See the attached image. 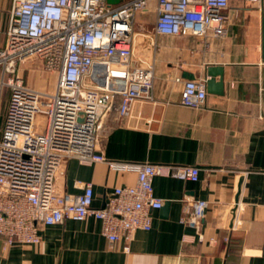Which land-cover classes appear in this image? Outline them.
<instances>
[{"label": "crops", "instance_id": "crops-1", "mask_svg": "<svg viewBox=\"0 0 264 264\" xmlns=\"http://www.w3.org/2000/svg\"><path fill=\"white\" fill-rule=\"evenodd\" d=\"M12 6L13 0H0V48ZM227 14L223 37L158 34L156 0H150L149 9L135 16L133 48L135 64L154 67V100L136 99L122 116L116 95L101 129L99 152L107 159L192 165L199 168V178L154 177L155 194L164 204L153 211L150 230L135 232L129 252L123 240L112 245L101 233V222L89 216L41 225L37 244L15 242L5 248L0 237V264H264V0H230ZM32 59L43 68L40 58ZM33 67L19 63L24 82L52 91L56 74ZM211 67L216 74H209ZM9 77L0 68V140ZM200 77L207 79L206 104L183 105L184 80ZM136 180L135 170L68 157L55 189L78 194L91 182L93 204L103 207L116 186ZM197 199L208 201L198 227L181 219Z\"/></svg>", "mask_w": 264, "mask_h": 264}, {"label": "built area", "instance_id": "built-area-1", "mask_svg": "<svg viewBox=\"0 0 264 264\" xmlns=\"http://www.w3.org/2000/svg\"><path fill=\"white\" fill-rule=\"evenodd\" d=\"M229 4L156 0L155 31L223 37ZM149 7L150 0H13L6 42L0 48V68L10 75L11 87L0 140V237L5 248L15 242L39 243L41 225L94 216L110 243L123 240L129 252L135 232L150 230L153 211L164 204L155 194L154 177L199 178L196 166L113 160L99 152L101 129L116 95L122 116L134 100H154V67L135 64L133 48L135 16ZM30 58H40L44 71L56 74L52 91L24 82L18 66ZM206 99V78L184 80L183 105L200 108ZM68 157L84 164L106 161L123 172L135 170L137 180L116 186L105 205L95 207L91 182L78 194L56 192V175ZM207 207V200H193L182 221L198 227Z\"/></svg>", "mask_w": 264, "mask_h": 264}, {"label": "rangeland", "instance_id": "rangeland-1", "mask_svg": "<svg viewBox=\"0 0 264 264\" xmlns=\"http://www.w3.org/2000/svg\"><path fill=\"white\" fill-rule=\"evenodd\" d=\"M22 63H31V64L34 63L33 69H35L36 71L37 70L38 71H41V72L44 71V69L42 68L41 64L37 63V61L35 59L30 58V59H27V60L23 61ZM44 72H46V71H44ZM30 85L33 86V87H35V88H38L34 84H31L30 83ZM38 119H39V124L43 123V115H40V117Z\"/></svg>", "mask_w": 264, "mask_h": 264}, {"label": "water", "instance_id": "water-1", "mask_svg": "<svg viewBox=\"0 0 264 264\" xmlns=\"http://www.w3.org/2000/svg\"><path fill=\"white\" fill-rule=\"evenodd\" d=\"M115 0H109V2H114ZM213 70H214V67H211L210 69H209V74L210 75H214V74H216V73H214L213 72ZM215 70H221L220 68H217V69H215ZM221 74V73H220ZM190 77V76H189ZM236 199H239V194H237V196H236ZM104 205H105V203H104ZM103 205V206H104ZM168 205H169V201L168 202H166V206L168 207Z\"/></svg>", "mask_w": 264, "mask_h": 264}]
</instances>
